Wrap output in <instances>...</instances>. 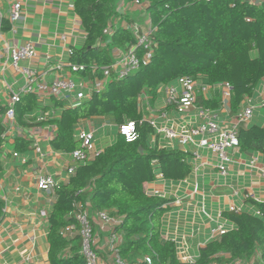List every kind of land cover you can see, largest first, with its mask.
Here are the masks:
<instances>
[{"label": "trees", "instance_id": "trees-1", "mask_svg": "<svg viewBox=\"0 0 264 264\" xmlns=\"http://www.w3.org/2000/svg\"><path fill=\"white\" fill-rule=\"evenodd\" d=\"M117 0H72L74 11L86 33L82 49H73L70 62L86 70L81 76L103 78L104 69L115 63L114 50L122 52L137 44L130 31L121 26L106 34L113 25ZM132 1V0H131ZM149 3L156 46L151 61L123 80L112 79L107 88L94 93L91 100L74 108H66L54 100L63 111L59 119L44 122L57 129L52 146L66 153L81 149L75 138V127L81 120L112 116L118 126L126 122L136 125L138 138L127 142L118 134L116 142L92 161L79 165L66 184L54 190L55 204L48 217L49 264H85L79 255L80 239L67 240L61 231L73 218L76 202H89L91 212H108L122 218L117 232L122 235L120 256L130 263L147 264H213L223 262L219 255H229L228 261L250 260L260 253L264 264V202L252 201L261 217L227 213L225 218L236 225L200 250L195 263H183L177 257L175 244L160 240L162 219L169 203L159 196H148L145 186L161 173L166 180L183 181L192 173L191 155L179 150L151 148L148 139L154 128L144 120L140 98L145 92L153 99L160 86H168L180 78H191L205 85L227 84L231 88V109L237 112L246 97H252L264 82V2L256 5L246 0H141ZM4 31L10 30L8 22ZM256 52L254 57L252 54ZM146 50L139 47L137 56ZM97 67L93 73L92 67ZM38 96L29 93L15 106L16 120L25 124L27 114L38 108ZM214 110L218 102L203 103ZM7 107L0 104V145L4 128L1 116ZM29 142L16 141L20 152L29 149ZM242 151L264 154V128L239 130ZM4 204L0 202V221ZM68 255L64 257V254Z\"/></svg>", "mask_w": 264, "mask_h": 264}, {"label": "crops", "instance_id": "crops-1", "mask_svg": "<svg viewBox=\"0 0 264 264\" xmlns=\"http://www.w3.org/2000/svg\"><path fill=\"white\" fill-rule=\"evenodd\" d=\"M18 1L23 5L24 14L15 24L14 32H0V104L3 107H7L10 88L16 92L27 83L25 77L14 71L10 59L5 57L6 49L33 45L37 50V57L21 66L43 70L46 73L43 80L51 85L60 76L55 66L58 63H71L72 50L82 49L86 41L85 30L74 11L72 0H0V16L5 18L11 5ZM121 1L123 0H117L116 4ZM145 18L146 22L142 23L141 20ZM127 19L139 21L141 25L151 20L147 12L134 6L127 16L119 15L114 18V24L121 26ZM6 23L7 21L4 26ZM122 53L114 50L113 55L116 58ZM252 55L255 57L257 54L254 52ZM44 61H49L46 67ZM79 77L73 75L71 79L85 83ZM38 83L40 84L39 80ZM169 87L181 90L176 80L168 86H160L154 99L146 92L141 95L140 109L143 118L154 128L148 145L151 148L158 146L188 153L191 155L189 163L193 169L191 175L183 181L157 177L154 182L146 184L145 190L148 196H159L169 202L162 219L160 240L175 244L177 257L181 262L195 263L200 257V250L217 238L219 228L227 232L236 229V225L226 219L225 214L234 212L261 217L252 201L264 202V154L242 151L240 147L231 150L227 173L222 174L217 155L200 146V136L189 143H182L179 138H168L165 131L180 135L211 118L216 119L222 131L229 130L237 123L240 129L254 126L264 128V109L259 103L264 82L252 97L243 100L237 112H232L231 92L228 97L225 84L209 86L198 82L197 106L182 114L167 104ZM54 100L62 102L66 108L82 104L72 106L67 99L49 95V91L38 93V108L26 115L25 124H19L16 120L14 132L19 137L15 135L13 138V134L10 141H5L2 137L0 202L4 204V208L0 221V264H24L26 256L30 258L26 264H49L48 217L53 211L55 198L54 192L39 189L38 179L43 176L51 177L58 186L66 184L73 176L68 170L77 165L72 153L58 151L52 146L57 134L55 126L43 124L59 119L62 114L63 110L56 107ZM205 102H218V107L214 110L205 109ZM251 107L252 117L241 121L244 111ZM3 115L1 125L5 128ZM119 127L112 116L81 120L75 127V138L79 140L78 135L82 130L94 132V149L100 154L116 142ZM18 139L29 142L27 151L17 150ZM6 142L8 143L5 144ZM36 147L41 151L37 152ZM14 152L18 154L16 157Z\"/></svg>", "mask_w": 264, "mask_h": 264}, {"label": "built area", "instance_id": "built-area-1", "mask_svg": "<svg viewBox=\"0 0 264 264\" xmlns=\"http://www.w3.org/2000/svg\"><path fill=\"white\" fill-rule=\"evenodd\" d=\"M205 1L210 2L211 0ZM250 2L256 5L262 4V0H250ZM134 6L147 12L149 3L141 0H132L130 2L123 0L119 4H116L115 12L118 15L127 16ZM23 14L22 3L19 1L13 3L7 16L5 18L0 16V32H3L5 21H7L10 26V32H14V26L22 18ZM117 26V23L114 24V27L111 25L106 34H113L114 28ZM121 27L133 33L137 44L130 47L120 56H117L112 67L104 69L103 78L96 77L91 79L89 76H81L80 73L86 70L85 66L72 63H58L55 68L59 71L60 76L57 80H54L51 85H48L43 80V77L46 75L43 70H37L33 66H21L22 63L31 62L37 57V50L33 45L28 44L25 46L14 47L10 50L6 49L5 57L10 59L14 71L25 77L27 83L23 88L16 92L10 88L11 95L8 99L7 111L3 115L6 123L4 128L5 132L2 136L3 139L8 141L13 134V138L17 135L14 132V126L16 123L15 106L26 94L33 93L38 96V93L49 91V95L67 99L72 106H76L81 104L82 101L90 99L95 92H103L107 87V83L111 81L113 73L115 74L116 79L123 80L129 75L134 74L141 66L147 65L152 59L154 47L156 46L155 41L152 38L154 29L151 20L145 25H141L139 21H131L127 19ZM139 47L146 50V53L142 58L137 56V50ZM44 62L43 64L46 67L49 64V61ZM49 68V70L52 69L51 65H49ZM96 69L97 67H92L93 73ZM73 75H79L80 80H84L85 83L73 81L71 79ZM38 80L40 81V84L38 83ZM178 82L181 86V90L178 91L174 87H169L167 89V104L169 107L175 108L177 112L182 114L196 108L198 87L197 83L189 77L180 78ZM226 87L228 88L227 96L230 97L231 88L227 84ZM259 103L260 107L264 109V91ZM252 114L253 107L247 108L242 114L240 120L246 121L252 117ZM239 130V123H237L229 130L222 131L219 129L216 119L211 118L204 124L194 127L180 135L172 131H165V134L170 139L179 138L182 143H189L194 138L200 136V146L210 149L217 155L220 162V172L226 174L230 162L229 153L231 150L237 149L240 146ZM119 135L124 137L127 142H134L138 138L136 125L133 122H126L119 127ZM17 137L19 136L17 135ZM78 138L79 141H81L82 146L80 150L72 153L73 159L77 165L68 170L70 175L75 174L76 168L79 165L88 163L99 155L94 149V132L82 130L79 133ZM7 143L8 142L5 144ZM36 151L40 152L41 150L36 147ZM17 155L18 154L14 152V156L16 157ZM157 177L163 178V175L159 173ZM57 186V183L51 177L43 176L38 179V187L40 190L54 192ZM89 205L88 201L86 203L79 201L74 204V211L70 214V217L73 218V222H70L69 225L62 229L61 235L67 240L79 237V255L83 257L85 264H137L127 262L120 256L119 247L123 238L122 235L117 232V228L121 226L122 218L113 217L108 212H98L93 214ZM226 232V230L219 228L217 230V237ZM67 255L68 252L64 254V257ZM218 258H224L225 261H216L213 264H262L260 253H256L255 256L248 261H228L230 256L225 254L219 255ZM29 259V256H26L24 258V264L28 263ZM143 261L147 264H151L149 258H145Z\"/></svg>", "mask_w": 264, "mask_h": 264}, {"label": "rangeland", "instance_id": "rangeland-1", "mask_svg": "<svg viewBox=\"0 0 264 264\" xmlns=\"http://www.w3.org/2000/svg\"><path fill=\"white\" fill-rule=\"evenodd\" d=\"M141 22H142V23H145V22H146V18H145V19H143V20H141Z\"/></svg>", "mask_w": 264, "mask_h": 264}]
</instances>
